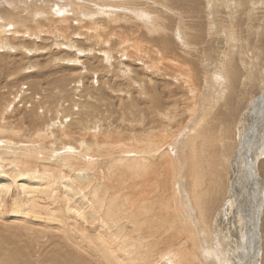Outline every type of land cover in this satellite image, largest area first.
Returning a JSON list of instances; mask_svg holds the SVG:
<instances>
[{"label":"rangeland","instance_id":"374dc122","mask_svg":"<svg viewBox=\"0 0 264 264\" xmlns=\"http://www.w3.org/2000/svg\"><path fill=\"white\" fill-rule=\"evenodd\" d=\"M145 1L147 0H0V19L2 20L0 21V42L4 40L9 41L8 43L10 45L17 47L15 50L9 52L6 50L0 51V150L5 147L9 148L11 151H16L24 155V158L21 157L19 158L20 160L18 159V163L7 161L6 163L1 164L2 167L0 166V179L5 180L8 178L10 180L11 178L9 181L11 183H9L10 185L6 187V189L0 187V213L3 216L0 218V256L5 255L8 257H13L15 250L22 254L21 250L23 248L20 250V248L15 247V244L20 247L24 244L26 247L25 251L23 250V252H26V257L27 253H30L35 249L34 251L36 253V257L33 256L31 259L35 264H38L42 253L41 251H43V253L44 251L45 253H48L51 249L55 250L59 247H63V245L66 243L69 244V239L71 238V240L75 239V242H71L70 244L72 247L79 250L83 248L85 250L82 255V259H84V261L87 260L85 261V264L92 263L93 257H96V264H99L102 258L94 249V247H92V245L95 246L93 244L95 237H97L99 234L101 235V232L105 231V234L110 241V243H108L109 245L105 244L108 250L113 251L118 258L117 247L120 246V249L124 250V248H127L126 243L129 242L130 246H135L137 251V254L134 252V259L141 264H168L164 256H167V254L170 252V249H178L182 251V254L180 255L181 257L179 258L180 263L178 264H264V177H262L261 169H259L261 166L260 163H264V85L263 87L259 86L264 83V0H215V2L214 0H157L156 7L150 8V11L153 15L157 16L156 19H158V21L163 22H160L161 24L158 23L155 18L148 20L142 18L141 20V17L136 18V16L133 14V12L136 10L139 11L141 9H145V4L148 3ZM230 3L233 4L230 5ZM246 6L248 8L246 9L248 12L245 10ZM57 8L62 9L61 15L63 14V16H55L53 14V9L56 10ZM243 9L248 15L243 13ZM111 10L114 11L115 14L111 12ZM166 10H170L171 12ZM32 11L33 14L35 12L34 15L32 14ZM198 11L201 14L197 13ZM40 14L43 16V18ZM91 14H93V16H95L94 14L97 15L95 17H91ZM131 14L135 17V22L133 21L134 23L132 26L128 19L129 16L133 17ZM216 14L220 18H218ZM10 15H20L21 17H17V19H23L26 22L24 21L23 24H18V28L14 27V23L9 18ZM37 15H39V17ZM86 17H88V20ZM64 18L67 21L64 24L65 27H68L67 36L76 43L78 46L77 49L80 50L81 48L85 51L84 53L76 55V47L74 50H72L73 48L61 46L63 43H65V41L61 39H56V42L61 43L60 46H53L55 40L53 36L51 34L49 35L42 32L43 28H45L44 30H47V32L52 28L50 24L53 23L51 21L56 22L57 20ZM114 18L117 19V21H115ZM239 18H243V20L245 19L246 21H242V19ZM149 20H152V22L155 20V23L157 22V24L161 26H165L164 24H166L171 30L174 29L173 34H171L168 39V41L170 38L173 39L172 41L170 40L174 43L173 47L178 44L180 45L183 40L185 41L183 42L184 44H182L183 49L185 48V51H188V53L186 52L187 56L185 59H183L184 55L180 54V51L182 52L180 49L178 50V53L175 54V56L171 54L172 58L170 59L172 61L177 58V60H174L176 63H181L182 61H185L186 64L189 63L188 65L193 70V73L196 75V77H198L199 74H201V76H206L203 78L208 77L206 80L208 84H211L209 81H212V78L216 74L215 71L223 68L224 73L222 76V84L227 86L224 99L217 105L215 109L216 114L210 119H213V121H210L209 125H211L212 122L214 125L205 132L206 136L204 141L207 147V154L215 155L213 158H217L220 155L222 156V160L223 157H227L226 159H228L227 154H229L227 163L228 168L226 167V171L228 173L226 172L227 174L225 181V170L223 171L225 184L223 183V185L219 187H213V192L217 194V198L214 199L213 202H209V205L211 206L208 208V214H206V217L208 216L207 223L209 225V229L206 232L207 239H205L202 235L201 237L199 235L198 241L201 243L198 245V249L190 247L188 244L189 241H186L187 234L181 238L180 235L185 232L184 230H176L172 233L165 232V234H156V230L160 233V228L158 225H156V223L147 221L148 224L143 223L144 226H142V223H139L140 218L138 219V217L132 216V214H136L138 210L133 211L132 205H130L129 208L128 205H125L128 200L133 199L137 202L138 206L145 208L146 213L153 214L155 210L150 212H147V210L150 209L154 203L156 206V201L158 200L160 193V188L156 186L153 178H146L141 179L140 181L135 180L133 182L124 183L122 182L121 171H119L120 168L114 163L113 155L115 153H105L104 151H98V156H92L90 153H88V151L82 152L80 149H71L72 147L70 143L72 141L65 140L67 143L61 145L60 141L57 140V133V135L54 134L56 136L55 139L57 142H53V139L49 138L42 139L36 137L34 135V131L45 129L48 122V116L45 117V115H40L41 118L36 117V115L29 116V105H26L25 108L23 106V101L27 99V97H34V102L37 101V97L42 98V102L48 101L49 97H53L52 102L58 101L59 104L62 103L63 106L69 107L70 98L72 97V92L75 88L77 89V93H80L79 95L84 96L85 93H88V95L92 97L91 103L94 107V110L97 106H99V109L103 104L109 106V108H106V112H108L111 108V111L107 114L110 125H112L111 128L117 129L121 132L124 131L123 137L133 140V131L130 132V130H134L135 134L139 135L141 134V130H143L144 127H150L151 129L152 127H159L161 121L164 122L161 119V115L159 116L154 111L153 105L160 103L161 106L157 105V108L160 109L161 107L163 110L156 111L162 112L165 111V108L167 107L172 108L173 104L178 102V105L173 107H179L178 115H180L177 117L178 119H175V122H172L177 124L178 129L181 126V123L184 122L182 121L184 120V117L181 119L183 115L182 111H184L187 103L189 104V98L191 97V94L189 92H183L182 90L179 91L180 88L185 90L184 85L180 81H177L174 78L171 80L168 77L162 76L160 74L161 70L159 69L161 67L157 63L155 64H157L156 66H159V68L157 67V69H155L156 67H152V69H147V63L145 62L149 61L147 57L150 53H153L149 48V45L152 43L155 45L156 49L159 47L157 44L158 40H153L156 38V36H158L157 33L154 32L155 34H151V32H145V28L149 26L148 23H151ZM144 23L148 26L144 25ZM235 23L239 25L237 26ZM36 24L39 25V28L37 29H41L42 33L39 34L38 38L28 36L30 33H26V31L34 29L37 26ZM226 24H228V27ZM230 24L233 27H230ZM211 25L213 26L212 30ZM9 26L12 27L10 28ZM41 26H43V28ZM94 26L97 28V32H101V36H104V45L102 44V46L105 49L102 46L101 47L103 50L99 49L100 47L95 46L94 51L89 53L87 52L88 47L93 46V43H95L94 41L91 42L88 40L90 29L94 28ZM134 26L137 28L140 26V38L134 37L133 32H135V29H137ZM167 26H165L167 31H164L165 34L168 33ZM191 26L196 27L197 29L194 28V31H197L194 32L193 29H191L193 28ZM207 26H209L208 29ZM148 28L151 27L149 26ZM232 28L233 31L235 30L237 33L234 37V40H232L229 34ZM213 29L215 30V33L219 32L218 35L215 34L216 36H212V34H210ZM218 29H222V31H218ZM223 30L226 32H223ZM179 31L185 32L186 35L181 33L182 35L180 40L176 42L174 37L176 32L179 33ZM200 31H202L201 33L204 35L200 34ZM77 32L80 34H85L88 39L85 38L84 35L75 36V33ZM109 32L112 33L110 34ZM207 33L209 35H207ZM189 34H191V36L193 35V39L195 41L197 40L196 42L200 44L197 46L198 50L194 49L192 44L193 39ZM2 35H4V37ZM149 36L150 38H148ZM113 38H115V40ZM159 39L161 38L159 37ZM190 39H192L191 42ZM231 40L233 41V44ZM188 44L192 45H189L188 48ZM133 45H135L136 49L139 50V53L141 54L140 59L142 60L133 61V57H129L128 53L133 54L132 49L129 47H132ZM18 46H22L25 49H22ZM35 47L38 48V51H33L31 53V50ZM45 48L46 50H43ZM107 49H110L112 54L108 53L106 51ZM145 50L146 52H144ZM148 50H150V52H147ZM98 51L100 52L98 53ZM104 51L105 54L108 53V58L110 57L109 61H107L105 55L103 54ZM155 52L158 53V50H155ZM74 53L77 57L74 55ZM120 54H124V56H121ZM73 55L76 58L72 57ZM150 55L154 56L155 54L153 53ZM151 58H155V56ZM157 58H161V56L156 57V59ZM79 60L82 63L79 62ZM157 60L161 62L160 59ZM111 61L113 63H111ZM110 63L115 65L112 67V65H109ZM122 65L124 66L122 67ZM124 67L125 69H129V71L132 73L129 75H124L122 73ZM259 74L262 76V78H260ZM210 75H212V77H210ZM201 76L199 77V85L201 86L200 90L205 92V82ZM216 77L217 75L213 79ZM254 78L257 82L254 80ZM257 78H260L261 80H258ZM116 80L118 82H116ZM78 81L81 84H78ZM139 81H145L142 88L140 86L141 82ZM126 89L131 90L127 92ZM20 90H23L25 94L19 98L15 97L12 99L13 95L18 93ZM209 93H213V87L209 89ZM128 94L131 95L130 100H128ZM126 95L128 98L125 97ZM188 96L189 98L187 102L186 97ZM157 99H159V101ZM202 99L197 100V106L195 107V113L199 119H201L203 116L201 115V110L203 108ZM150 100L156 101L152 104ZM131 103H133L136 109H132L131 107L126 108V105L130 106L132 105ZM144 104L145 106H142ZM229 104L234 108L233 113L230 111ZM117 105H123L127 110L133 112L132 116H134V119L126 117L122 118L120 116L121 111L116 107ZM5 108L8 110H5ZM98 109L94 112L95 115L98 113ZM100 109L102 110V108ZM137 109L141 113L143 111L149 112L150 110V113H146L147 116L144 119L142 126L141 124L136 123L138 120V115L135 114L138 111L136 113L135 111ZM24 111L26 112L24 113ZM227 111L229 112L230 116L234 115L235 118L232 117L229 120L227 117H225ZM2 113L5 115L2 116L3 120H1ZM32 113H37V110L33 109ZM184 114L186 115V112ZM49 117L53 118L52 115H49ZM192 120H195V118L191 117L183 129L184 131L181 130L179 132L181 135L178 134L180 137L178 140L181 142L179 150L183 145L182 142H184L188 136L192 137L193 134H195L194 131L186 133V130L191 125L190 122ZM226 123H228V125ZM58 124L59 123H57L56 126ZM104 127H106V124H104ZM77 137V134L73 135V139H77ZM188 139L186 141H188L189 144ZM224 141L232 143V146L227 150L229 152H225L223 155L221 153L223 150L221 147L224 145ZM65 145L69 146L64 148ZM168 147L171 148L172 146L169 145ZM212 150H216L214 151L215 153L211 152ZM218 150L220 152H218ZM50 152L52 153V159L56 158L55 161L59 163H64L67 159L71 160L74 162V168L76 166L78 168L79 166L86 168L93 164H100V168L96 167V169L99 170L98 172L103 173L106 179H109V184L112 183V185H116V188L114 187V189H112L113 193L118 194V190L120 193L117 208L118 215L122 218L120 222L123 229H116V235H118L119 238L111 237V235H109L110 232H112L111 229L108 230L105 225L101 224V221L94 220L96 217L92 219L94 221L87 219L90 218L88 210L93 208L89 204L90 196L88 195V190H85L84 192H78V194H80L75 197V194L70 192V190L64 186L60 177L63 175H68V173L64 174L67 172V162L64 163L65 166L61 164L63 171L59 173L58 168L52 170L44 167L46 162H43V160L46 159L47 154ZM191 152L193 153L192 150ZM102 155L105 156L99 157ZM125 158H127L125 160L129 161L131 159L135 161H142V155L133 152L126 154ZM91 159L93 160L91 161ZM71 161L69 162L70 164ZM191 161L192 160L189 159V157L183 160L185 168H179L178 165L175 166L174 175H176V188L173 187V189H170L167 194L169 199L179 197L182 203V206L180 207L181 213L187 212V214H189L187 207L189 205L193 206L192 196L189 192L191 184ZM17 167L22 169L17 170ZM209 167L210 166L208 165V170H210ZM31 168L38 169V173H34V176L32 177L29 175V173L26 174L28 172L27 170H30ZM110 168L112 173L109 177H107L106 171ZM17 171H21L23 174L21 176H17ZM213 171L218 172L215 166H213ZM12 172H15V174ZM91 173L94 174V172ZM52 174H54L56 177L54 182L53 179L50 178H53ZM112 174L115 179L111 176ZM10 175H12V177ZM48 178H50L51 182L47 180ZM111 180H113L114 183ZM95 182V178L92 177L88 185L91 186ZM143 185H145L144 189L147 190V194L142 197L141 193ZM124 189H128V191L132 190L133 195L128 197L123 196L126 194V190ZM45 191L46 194L44 193ZM109 193L112 194L111 192ZM28 200L30 202H35L42 207H48L49 210H60V213L63 216L61 224L57 223L58 220L55 223L59 227H57L54 222H51V218H46V222L43 221V228L45 227L44 229L38 227L36 224V226L33 224L32 227H34L35 230L38 229V232L42 231V237H37L38 240L40 239L39 241H37L35 238V243L32 241L33 239L31 238V234H29V232V239H26L25 237L22 238L20 235L22 239L18 240L17 237L12 234V231L17 229L15 226L17 223H14L15 221H11L12 218H8V216L11 214H15L16 210L13 209V206L16 202L23 204L28 202ZM229 202L231 205L228 206L227 204ZM67 204L70 206V208L67 207ZM80 206H83V209L81 208L82 210L80 209ZM84 208L88 210L86 211ZM94 209L98 211L96 205L94 206ZM93 212L94 210L91 213ZM40 216L42 215H39V217ZM30 218H32L30 220L33 221V216ZM184 221L185 224L188 225L190 223L189 217L185 218ZM134 222L137 223L133 225ZM7 224L9 226H13H6ZM46 226H48V229ZM102 226H105V229ZM52 228H54V231ZM102 229L104 230L102 231ZM20 230L21 233H23V229L20 228ZM71 230L73 231L71 232ZM121 230L123 232H121ZM63 231L65 233H63ZM143 231L146 232L144 233ZM161 237L163 239H161ZM45 238L47 239L45 240ZM202 238L206 242H204ZM23 239L26 240L24 241ZM159 239L161 241H159ZM55 245H59V247H56ZM100 247L103 246L100 245ZM30 248L33 249L31 250ZM58 251L59 249L56 250V252ZM104 251L105 248L103 249V252ZM121 254L128 256L127 253ZM72 255L74 257V254ZM52 256L56 257L55 255ZM78 256L80 257V255H77L76 258H78ZM19 259H21V257H19L18 260ZM136 261L133 262L130 259H124V264H136ZM213 261L215 263H212Z\"/></svg>","mask_w":264,"mask_h":264},{"label":"bare ground","instance_id":"6f19581e","mask_svg":"<svg viewBox=\"0 0 264 264\" xmlns=\"http://www.w3.org/2000/svg\"><path fill=\"white\" fill-rule=\"evenodd\" d=\"M220 1V0H219ZM218 1V2H219ZM145 2H148L145 4V9H141V10H136L133 12V14L136 16V18L138 17H141V20L142 18L148 20V19H156L157 16L153 15L150 11V8L152 7H156V2L157 0H147ZM161 2V1H160ZM215 2V0H214ZM206 3V2H205ZM208 3V2H207ZM221 3V2H220ZM149 4V5H147ZM164 4V3H163ZM233 4V3H230V5ZM108 5V4H106ZM114 5V4H113ZM112 5V7H113ZM136 5V4H135ZM151 5V7H150ZM163 6V5H162ZM161 6V8H162ZM234 6V5H233ZM248 6V4H247ZM246 6L245 10L248 9ZM170 7V6H169ZM215 7V6H214ZM219 7V6H218ZM232 7V6H231ZM230 7V8H231ZM127 8V7H126ZM139 8V7H138ZM158 8V6H157ZM98 9V8H97ZM103 9V8H102ZM106 9V8H105ZM170 9V8H169ZM205 9V8H204ZM229 9V8H228ZM232 9V8H231ZM32 10V9H31ZM30 10V11H31ZM46 10V9H45ZM61 10L62 9H59L57 8L56 10L53 9V14L56 16H60L61 15ZM117 10V9H115ZM207 10V9H206ZM237 10V9H236ZM244 10V9H243ZM242 10V11H243ZM243 11V13H246L248 12L246 10ZM3 11V9H2ZM51 11V9H50ZM102 11V10H100ZM108 11V10H107ZM106 11V12H107ZM163 11V10H162ZM166 11H170V10H166ZM174 11V10H173ZM228 11V10H227ZM233 11V10H232ZM231 11V12H232ZM26 12V11H25ZM42 12V11H41ZM111 12L114 13V11L111 10ZM154 12H155V9H154ZM171 12V11H170ZM213 12V11H212ZM219 12V11H218ZM234 12V11H233ZM232 12V13H233ZM7 13V12H6ZM97 13V12H96ZM103 14H105L104 12H102ZM163 13V12H162ZM165 13V12H164ZM174 13V12H172ZM197 13H200L199 11ZM221 13V12H220ZM226 13V12H225ZM241 13V11H240ZM8 14V13H7ZM32 14H33V11H32ZM35 14V12H34ZM33 14V15H34ZM98 14V13H97ZM97 14H94L95 16ZM109 14V13H108ZM111 14V13H110ZM115 14V13H114ZM113 14V15H114ZM130 14V13H129ZM201 14V13H200ZM223 14V13H222ZM247 14V13H246ZM41 15V14H40ZM132 15V14H131ZM229 15V14H228ZM237 15V14H236ZM242 15V14H241ZM248 15V14H247ZM39 17V15H37ZM42 16V15H41ZM63 16V14L61 15ZM93 16V14H91V17H95ZM99 16V15H98ZM102 16V15H101ZM111 16V15H110ZM123 16V15H122ZM129 16V15H128ZM133 16V15H132ZM212 16V15H211ZM217 16V14H216ZM226 16V15H225ZM240 16V14H239ZM246 16V15H245ZM7 17V16H6ZM17 17H21L20 15L18 16H14V15H10L9 18L12 20V22L14 23V27H19L18 24H23L25 20L23 19H17ZM100 17V16H99ZM108 17V16H107ZM112 17V16H111ZM111 17H110V20H111ZM126 17V16H125ZM180 17V16H178ZM218 17V16H217ZM242 17V16H241ZM43 18V16H42ZM45 18V17H44ZM63 18V17H62ZM87 20H88V17H86ZM117 18H118V15H117ZM120 18V17H119ZM128 18V17H126ZM159 18V17H158ZM181 18V17H180ZM191 18V17H190ZM212 18V17H211ZM220 18V17H218ZM244 18V17H243ZM243 18H239V19H242ZM50 19V18H49ZM54 19V18H52ZM95 19V18H94ZM93 19V20H94ZM99 19V18H98ZM97 19V20H98ZM115 19V18H114ZM129 23L131 24V26L133 25V23L135 22V17H130L129 16ZM164 19V18H163ZM210 19V18H209ZM223 19V18H222ZM225 19V17H224ZM229 19V18H228ZM237 19V18H236ZM9 20V19H8ZM34 20V19H33ZM158 21V19H156ZM160 20V19H159ZM166 20V19H165ZM227 20V19H226ZM0 21H2L0 19ZM40 21V20H38ZM47 21V20H46ZM91 21H92V18H91ZM115 21H117V19H115ZM121 21V20H120ZM119 21V22H120ZM134 21V22H133ZM144 21V20H143ZM142 21V22H143ZM150 21V20H149ZM200 21V20H199ZM219 21V20H218ZM233 21V20H232ZM240 21V20H239ZM246 21V20H245ZM26 22V21H25ZM45 22V21H44ZM53 24H50L51 25V29L45 31L43 28V26H41L43 29H42V32H44L45 34H51L53 36V38L55 39L54 40V45L53 46H60L61 43L59 42H56V39H61V40H64L65 43H63L61 46H65V47H68V48H73L72 50H74V48L76 47V55L77 54H80V53H84L85 51L82 50L80 48H78V46L76 45V43L70 38L67 36V32H68V27H65L64 24L67 22L64 19H59L57 20L56 22H53L51 21ZM124 22V21H123ZM151 23L149 24L148 22V25L151 27V28H148L149 26L146 25L144 23V25L148 26L147 28H145V32L146 33H149L151 32V34H155L157 33V35L161 38L159 39L158 36H156V38H154L153 40H158V46L157 49L155 48V45L151 43L150 41V45H149V48L152 50V52L155 54V58H151V57H154L153 55H150V54H153V53H150L149 56L147 57L149 59L148 62H145L147 63V69H152V67H156L155 69H157V67L159 68V66L162 68H159L161 70L160 74L164 77H168L169 79H175L177 81H180L184 87H185V90H183L182 88L179 89V91H183V92H189L191 94V97L189 98L186 97V100L188 102V98H189V104L187 103L186 107L184 108V111H182L183 115L181 117V119L183 118L184 121L183 123H181V126L177 129V124L176 123H172V122H175V119H178L177 117L180 115H178V112H179V107H173V106H176L178 105L177 103H174L172 108L170 107H167L165 108V111H162V112H157L156 110H163L161 109H158L157 108V105H160L159 104H156V105H153L154 107V111L160 116L161 115V119L164 121L160 123V126L159 127H152L150 129V127H144L143 130H141V134L139 135H136L134 130H130V132L133 131V140L131 139H126L124 138V131L121 132L117 129H112L110 125V121L108 119V116L107 114L111 111V108L108 112H106V108H109V106H106L105 104H103L100 108H102V110L97 106L96 109L94 110V107L92 106V103H91V100H92V97L90 95H88V93H85L84 96L82 95H79L80 93H77V89L74 88V91L72 92L73 95L72 97L70 98V106L67 107V106H63L62 103L59 104L58 101L56 102H52V98L53 97H49L48 101H45V102H42V98L40 97H37L36 98V102H34V97L30 98V97H27V99H25L23 102V106L25 108L26 105H29V113L28 115L29 116H34L36 115V117L38 118H41L40 115H45V117L48 116V122H47V125L45 127L44 130H35L34 131V135L38 138H49V139H53V142H57L60 141V144L63 145L64 143H67L65 142V140H70L72 141L70 144H71V149H80L82 152H85V151H88V153H90L92 156L93 155H97L99 154L98 151H104L105 153H115L113 156H114V163L117 167L120 168L119 171H121V178H122V182L124 183H127V182H133V181H140L141 179H146V178H153L156 186H158L160 188V193H159V196H158V200L156 201V206H155V203L153 206H151L150 209L147 210V212H150V211H154L155 212L153 214H148L146 213L145 211V208L142 207V206H138L137 205V202L133 199L131 200H128L126 202L125 205H128V208L130 205H132L133 207V211L134 210H138V212L136 214H132V216L134 217H138V219L140 218V222L139 223H142L141 225L144 226L143 223H146L148 224L147 221H150L151 223H156V225L159 226L160 228V233L159 231L156 230V234H165V232H169V233H172L174 231H178V230H184L185 232L183 234H181V238L182 236H186L187 234V240L186 241H189V245L190 247L192 248H196L198 249V245H200L199 243V235L201 237V235L207 239V235H206V232L207 230L209 229V225L207 223V220H208V216L206 217V214H208V208L211 206L209 205V202H213L214 199L217 198V194L215 192H213V187H219L221 185H223L224 183V177H223V171L225 170V181H226V174L228 173L226 171V167L228 168L227 166V163H228V159H229V154L228 155V159H226L225 157H223V160H222V156H218L217 158H213V156L215 155H211V154H207V147L205 145V141H204V138L206 136L205 132L211 128V126L214 125V123L212 122L211 125H209V122L210 121H213L210 120L212 118V116H214L216 114V107L217 105L224 99V94L227 90V86L222 84V76H223V68H221L220 70L218 71H215L216 74L215 76L217 75V77L215 79L212 78V81H209V83L211 84H208L207 83V78H203V77H206V76H201V74H199L198 77H196V75L193 73V70L189 67V63L186 64L185 61H179L181 63H176L174 60H177L174 59L173 61L170 59L172 58V55L175 56L176 53H178V50H182V52L180 51V54L181 55H184L183 56V59H185V57L187 56V53L188 51H185V48L183 49V42H185L184 40L180 43V45H176L175 47H173V42H171L173 39L170 38V40L168 41L169 37L171 34H173L174 32V29H170L168 28V26L166 24H164L165 26H167V30H168V33L165 34L164 31H166V28L165 26H161L159 24H157V22L155 23V20L154 22H152V20L150 21ZM162 21H158V23H160ZM234 22V21H233ZM232 22V23H233ZM238 22V21H236ZM1 23H4V22H1ZM8 23V22H7ZM57 23V24H55ZM92 23V22H91ZM163 23V22H162ZM191 23V22H190ZM225 23V22H224ZM230 23V22H229ZM9 24V23H8ZM89 24V22H88ZM95 24V23H94ZM111 24H114V23H111ZM118 24V23H117ZM115 24V25H117ZM122 24V23H121ZM124 24V23H123ZM161 24V23H160ZM237 25V23H235ZM234 24V25H235ZM37 25V24H36ZM41 25V24H40ZM46 25H47V22H46ZM104 25V24H103ZM107 25V24H106ZM109 25V23H108ZM120 25V23H119ZM188 25V24H187ZM192 25V24H191ZM194 25V24H193ZM225 25V24H224ZM227 27H228V24H226ZM231 25V24H230ZM229 25V26H230ZM239 25V24H238ZM237 25V26H238ZM98 26V25H96ZM212 26V25H211ZM222 26V25H220ZM10 27V26H9ZM12 27V26H11ZM10 27V28H11ZM24 27V26H23ZM87 27V26H86ZM101 27V25H100ZM124 27V26H123ZM135 28H137L136 26H134ZM187 27V26H186ZM193 27V26H191ZM209 26H207V29H208ZM223 27V26H222ZM227 27H224V28H227ZM230 27H233L232 25ZM241 27V26H240ZM2 28V27H1ZM39 28V25H37L34 29L30 30V31H26V33H30L28 36H31V37H34V38H38L39 34H41V29H37ZM64 28V29H63ZM127 28V27H126ZM125 28V29H126ZM194 28L196 27H193L191 29H193V31L195 30ZM213 26L211 27V30H212ZM217 28V27H216ZM238 28V27H237ZM245 28V27H244ZM242 28V29H244ZM36 29V30H35ZM48 29V28H47ZM61 29V30H60ZM99 29V28H98ZM129 29V28H128ZM197 29V28H196ZM200 29V28H199ZM236 29V28H235ZM100 30V29H99ZM106 30V29H105ZM108 30V28H107ZM111 30V29H110ZM142 30V29H141ZM202 30V29H201ZM204 30V29H203ZM237 30V29H236ZM241 30V29H240ZM80 31V29H79ZM104 31V30H103ZM117 31V30H116ZM182 31V30H181ZM184 31V30H183ZM197 31V30H196ZM194 31V32H196ZM208 31V30H207ZM218 31H222V29H218ZM107 32V31H106ZM113 32V31H112ZM111 32V33H112ZM120 32V31H119ZM142 32V31H141ZM155 32V33H154ZM167 32V31H166ZM199 32V31H198ZM202 31H200V34H203L201 33ZM203 32H206V31H203ZM223 32H226L223 30ZM240 32V31H238ZM242 32V31H241ZM110 33V32H109ZM110 33V34H111ZM117 33V32H116ZM115 33V34H116ZM170 33V34H169ZM181 33H184L186 35L185 32H176L175 34V39H176V42L180 40L181 38ZM219 32L215 33V30L213 29L212 32H210V34H212V36H216L218 35ZM5 34V33H4ZM17 34V33H16ZM44 34V35H45ZM89 39L87 38V36L85 34H80L79 32L75 33V36H80V35H84L85 38H87L89 41H94L95 43H93V46H90L88 47V50L87 52H93L94 51V47H100L99 49H102V44L104 45V36H101L102 33H98L97 32V28H92L90 29V32H89ZM107 34V33H106ZM134 34V37H139L140 36V26L135 29V32H133ZM144 34V33H143ZM188 34V32H187ZM194 34V33H192ZM216 34V35H215ZM230 34V37L232 38V40H234V37L235 35L237 34L235 32V30L233 31V28L231 29V31L229 32ZM244 34V33H243ZM6 35V34H5ZM121 35V33H120ZM191 36V34H189ZM195 35V34H194ZM197 35V34H196ZM204 35V34H203ZM207 35H209L207 33ZM245 35V34H244ZM4 37V35H2ZM7 36V35H6ZM112 36V35H111ZM148 36V35H146ZM151 36V35H150ZM150 36L148 38H150ZM188 36V35H187ZM189 36V37H190ZM193 36V35H192ZM191 36V37H192ZM200 36V35H199ZM211 36V35H210ZM229 36V35H228ZM108 37V36H107ZM114 37V36H113ZM183 37V36H182ZM190 37V38H191ZM196 37V36H195ZM106 38V37H105ZM109 38V37H108ZM111 38V37H110ZM120 38V37H119ZM140 38V37H139ZM143 38V37H142ZM153 38V37H152ZM5 39V38H4ZM107 39V38H106ZM115 40V38H113ZM183 39V38H182ZM193 39V37H192ZM190 39V42L191 40ZM196 39V38H195ZM7 40V39H6ZM118 40V39H117ZM122 40V38H121ZM120 40V41H121ZM231 40V41H232ZM119 41V42H120ZM197 41V40H196ZM194 39H193V47L194 49L198 50L197 46L200 45L196 42ZM9 41H1L0 42V51H12V50H15L17 47H14L12 45H10L8 43ZM109 43V42H108ZM128 43V42H127ZM143 43V42H142ZM183 43V44H182ZM188 43V42H187ZM185 43V44H187ZM124 44V43H123ZM192 44H188L187 47L189 45H192ZM232 44H233V41H232ZM118 45V44H116ZM121 45V44H120ZM130 45V44H129ZM147 45V46H148ZM154 45V46H153ZM212 45V44H211ZM225 45V44H224ZM74 46V47H73ZM102 46V47H101ZM128 46V45H127ZM185 46V45H184ZM18 47H21L22 49H25L24 47L22 46H18ZM192 47V48H193ZM87 48V47H86ZM104 48V47H103ZM125 48V47H124ZM127 48V47H126ZM130 49H132V52L133 54H129V57H133V61H139V60H142L140 59L141 57V54L139 53V50L136 49V46L133 45L132 47H129ZM143 48V47H142ZM189 48V47H188ZM98 49V50H99ZM105 49V48H104ZM129 49V50H130ZM145 49V48H144ZM201 49V48H200ZM227 49V48H226ZM40 50V49H39ZM43 50H46L43 49ZM103 50V49H102ZM155 50H158V53L155 52ZM33 51H38V48L35 47L34 49L31 50V53ZM42 51V50H41ZM108 53L112 54L111 53V50L110 49H107L106 50ZM193 51V50H191ZM30 52V51H28ZM100 51H98L99 53ZM116 52V51H115ZM146 52V50L144 51ZM147 52H150V50H148ZM187 52V53H186ZM108 53L105 54V51L103 52V54L105 55L107 61H109V58H108ZM127 54V55H128ZM172 54V55H171ZM5 55V54H4ZM75 55V53H74ZM72 56L74 58H76L75 56ZM97 55V54H96ZM121 56H124V54H120ZM157 55H160L161 58H157V59H160L161 62H159L156 57H160V56H157ZM217 55V54H216ZM82 56V55H81ZM101 56V55H100ZM116 56V55H115ZM114 56V57H115ZM53 57V56H52ZM71 57V56H69ZM146 57V56H145ZM144 57V58H145ZM193 57V56H192ZM44 58V57H43ZM89 58V57H88ZM112 58V57H111ZM118 58V57H117ZM116 58V59H117ZM35 59V58H34ZM48 59V58H47ZM46 59V60H47ZM105 59V60H106ZM201 59V58H200ZM54 60V59H53ZM64 60V59H63ZM71 60V59H70ZM113 60V59H112ZM207 60V59H206ZM221 60V59H220ZM78 61V60H77ZM79 62H81L79 60ZM122 62V61H121ZM192 62V61H191ZM221 62V61H220ZM225 62V61H224ZM49 63V62H48ZM82 63V62H81ZM111 63H113L111 61ZM109 64V65H112V64ZM141 63V62H140ZM144 63V64H145ZM157 63L159 66H156ZM193 63V62H192ZM190 63V64H192ZM139 64V63H138ZM149 64V65H148ZM215 64V63H214ZM217 64H218V61H217ZM115 64L112 65V67L114 66ZM224 65V64H222ZM227 65V64H226ZM241 65V64H240ZM106 66V65H105ZM124 65H122L123 67ZM195 66V65H194ZM219 66V65H217ZM36 67V66H34ZM75 67V66H74ZM81 67V66H80ZM83 67V66H82ZM197 67V66H196ZM86 68V67H85ZM110 68V67H109ZM135 68V67H134ZM142 68V67H141ZM242 68V67H241ZM79 69V68H78ZM154 69V71H155ZM80 70V69H79ZM117 70V69H116ZM132 70V69H131ZM225 70V69H224ZM242 70V69H241ZM81 71V70H80ZM158 71V70H157ZM198 71V70H197ZM226 71V70H225ZM113 72V71H112ZM121 72V71H120ZM84 73V72H83ZM86 73V71H85ZM84 73V74H85ZM124 75H129L130 72L129 69H123V72H122ZM139 73V71H138ZM233 73V72H231ZM113 74V73H112ZM156 74V73H155ZM158 74V73H157ZM134 75V74H133ZM247 75V73H246ZM80 76V75H79ZM78 76V77H79ZM145 76V74H144ZM202 77L204 79V82H205V92L204 91H201V86L199 85V77ZM226 76V75H225ZM242 76V75H241ZM253 76V75H252ZM260 76V74H259ZM77 77V78H78ZM123 77V76H122ZM125 77V76H124ZM210 77H212V75H210ZM236 77V76H235ZM117 78V77H116ZM238 78V76H237ZM252 78V77H251ZM256 78V77H255ZM254 78V80H255ZM260 78H262V76H260ZM259 78V79H260ZM112 79V78H111ZM201 79V78H200ZM202 79V80H203ZM258 79V78H257ZM258 79V80H259ZM78 80V79H77ZM81 80V79H80ZM125 80V79H124ZM130 80V79H129ZM135 80V79H134ZM141 80V79H140ZM253 80V81H254ZM261 80V79H260ZM84 81V80H83ZM149 81V80H147ZM247 81V80H246ZM256 81V80H255ZM87 82V81H86ZM116 82H118L116 80ZM133 82V81H132ZM141 82L140 83V86L142 88L144 82L142 81H139ZM257 82V81H256ZM259 82V81H258ZM77 83V82H76ZM85 83V82H84ZM127 83L129 84V82L127 81ZM202 83V82H201ZM255 83V82H254ZM261 83V82H260ZM78 84H81L79 81H78ZM127 84V85H128ZM132 84V83H131ZM130 84V85H131ZM259 84V83H258ZM257 84V85H258ZM83 85V84H82ZM122 85V84H121ZM264 83L259 85L260 87H263ZM85 87V86H84ZM213 87V93H209V89ZM21 88V87H20ZM118 88V87H117ZM140 88V87H139ZM84 89V88H83ZM80 90V89H79ZM98 90V89H96ZM127 92L130 91L131 89H126ZM120 91V90H119ZM18 92V91H17ZM122 92V91H120ZM119 92V93H120ZM58 93V92H57ZM163 93V92H162ZM169 93V92H168ZM16 94V95H15ZM13 95V98L14 99L15 97L19 98L20 96H22L23 94H25V92L23 90H20L18 93H15ZM125 94V93H124ZM189 94V95H190ZM56 95V93H55ZM129 95V94H128ZM188 95V94H187ZM12 96V95H11ZM131 95H129V99L130 100V97ZM157 96V95H156ZM126 98L127 95L125 96ZM123 97V98H125ZM158 97V96H157ZM201 97V98H200ZM203 97V99H202ZM238 97V95H237ZM167 98V97H166ZM201 100L202 99V105H203V108L201 110V115H203L201 117V119H199V117L196 116V113H195V107L197 106V100L199 99ZM119 99V98H118ZM154 99V98H153ZM160 99V98H159ZM159 99H157L159 101ZM167 100V99H166ZM185 100V99H184ZM183 100V101H184ZM152 102V104L156 101V100H150ZM122 102V101H121ZM124 102V101H123ZM129 102V101H128ZM132 102V100H131ZM200 102V101H199ZM47 104V105H46ZM132 105L128 106L126 105V108L128 107H131L132 109H136V107L133 105V103H131ZM140 104V103H139ZM141 105V104H140ZM142 106H145L142 105ZM149 106V105H148ZM161 106V105H160ZM200 106V105H199ZM120 111H121V114L120 116L122 118L126 117V118H133L134 119V116L133 115V112H130L129 110H127L123 105H117L116 106ZM166 107V106H165ZM4 108V107H3ZM27 108V107H26ZM147 108V107H146ZM229 108H230V111L231 113H233V107L229 104ZM35 109L37 110V113L33 114L32 113V110ZM76 109V110H75ZM98 109V113L95 115V111ZM5 110H8L7 108H5ZM143 110V108H142ZM138 111V109L135 111V113ZM215 111V112H214ZM26 111H24L25 113ZM148 112V111H147ZM147 112H137L135 115H138V120L136 121L137 124H141V126L143 125V122H144V119L146 118V113ZM186 112V115L184 114ZM214 112V113H213ZM9 113V112H8ZM150 113V110L149 112ZM6 114V113H5ZM152 114V113H151ZM49 115H52L53 118H50ZM149 115V114H148ZM153 115V114H152ZM2 116H5L3 115V113L1 114V120H3ZM149 117V116H148ZM191 117H194L195 120H192L190 123L191 125L189 126V128L186 130V133H190V132H195V134H193L192 137H189L190 139L186 138L185 141L188 139L189 140V144H188V141H184L182 142V146L180 147V150H179V146H180V137L178 136L179 132L181 130H183L185 128V125L187 124V121H189V119ZM229 120L234 117L233 116H230L229 112L227 111L226 113V116ZM137 118V117H135ZM189 118V119H188ZM235 118V117H234ZM179 119V120H181ZM65 121V122H63ZM150 121V120H149ZM159 121V120H158ZM1 122V121H0ZM157 122V121H156ZM4 123V122H3ZM59 123L57 126L56 124ZM135 123V124H136ZM149 123V122H148ZM200 123V124H199ZM231 123V122H230ZM104 124H106V127H104ZM129 124V123H128ZM228 125V123H226ZM146 125V123H145ZM223 125V123H222ZM148 126V125H147ZM188 126V125H187ZM224 126V125H223ZM1 127V126H0ZM233 127V125H232ZM4 131V130H3ZM10 131V130H9ZM177 131V132H176ZM184 131V130H183ZM182 131V132H183ZM181 132V133H182ZM58 135H57V134ZM235 133V132H234ZM57 135V140L55 139V135ZM74 134H77V139H73V135ZM181 135V134H179ZM234 136V135H233ZM238 139V138H237ZM234 141V139H233ZM172 146L171 148H169L168 146ZM69 145H65L64 148L68 147ZM232 146V143L230 142H225L224 141V145L221 147L223 150L221 151V153H227L229 151H227L230 147ZM235 146V145H234ZM2 148V147H1ZM63 148V149H64ZM183 148H186V149H183ZM185 150V151H184ZM191 150L193 151V153L191 152ZM220 150V149H219ZM218 150V152H220ZM233 150V149H232ZM52 151V150H51ZM216 150H212L211 152H214ZM138 153V154H141L142 155V161H135V160H125L127 158H125V155L126 154H129V153ZM184 152V153H183ZM215 153V152H214ZM101 154V153H100ZM218 154V153H217ZM221 154V155H222ZM27 155V154H26ZM224 155V154H223ZM226 155V154H225ZM24 155H22L21 153L19 152H16V151H11L9 150V148H5L3 147L1 150H0V166L1 164H4L6 163L7 161H13L15 163H18V159L23 157ZM38 156V155H37ZM52 153L50 152L49 154H47V157L45 160H43V162H46V164H44V167H46L47 169H56L58 168V173L59 172H62V168H61V164H63L65 166L64 163L67 164V172H65L64 174L68 173L67 176H62L60 177V179L63 181V184L65 187H67L70 192L74 193L75 194V197L78 196V192H84L85 190H88V195L90 196V201H89V204L91 207H93L92 209L88 210V214L90 216V218H87L91 221H94V220H99L101 221V224L102 225H105L108 230L111 229L112 232H110L109 235H111V237H117L119 238L117 234V230L121 229V217L118 215V203H119V190H118V194L116 193H113V190L114 187L116 188V185H112V183H108L109 179L103 175V173H99L98 169L97 168H100V164L99 165H96V164H93V165H90L89 167H82V166H79V168L76 166L74 168V162H72L71 160L67 159L65 160L64 163H59L57 161H55L56 158L52 159ZM98 156V155H97ZM105 155H102V156H99V157H103ZM110 156V155H109ZM112 156V155H111ZM116 156V157H115ZM191 159V169H190V173H191V184H190V194L192 196V202H193V206L192 205H189L187 207L188 211H189V214L186 213H181V206H182V203H181V200L179 197H174L172 199H169L168 198V191L170 189H173L176 188V184H175V180H176V175H174L175 173V166L178 165L179 168H185V164L183 162V160H185L186 158ZM24 158V157H23ZM90 158V157H89ZM213 158V159H212ZM29 159V158H28ZM104 159V158H103ZM217 159V160H215ZM20 160V159H19ZM74 160V159H73ZM93 159H91L92 161ZM71 161V164L69 163ZM211 162V163H210ZM106 163V162H105ZM109 163V162H108ZM209 163V164H208ZM21 164V162H20ZM101 164H102V161H101ZM261 166L259 169H261V175L262 177H264V163L262 164V162L260 163ZM210 166V170H208L207 166ZM5 166V165H4ZM3 166V167H4ZM23 166V165H22ZM25 166V165H24ZM213 166H215V168L217 169L218 172H214L213 171ZM2 167V166H1ZM111 167V166H110ZM115 167V166H114ZM102 168V166H101ZM237 168V167H236ZM19 168L17 167V170ZM22 169V168H20ZM19 169V170H20ZM24 169V168H23ZM106 169V167H105ZM38 169L36 168H31L30 170H27L28 172L26 174L29 173V175L32 177L34 176L33 174L34 173H38L37 171ZM94 170V171H92ZM23 171V170H21ZM18 172L17 176H21L23 174V172ZM111 168L110 169H107L106 171V174H107V177L110 176V174L112 173L111 172ZM91 172H94V174H92ZM227 172V173H226ZM13 174H15V172H12ZM11 173V174H12ZM120 173V172H119ZM41 175V174H39ZM115 175V174H114ZM260 175V176H261ZM12 177V175H10ZM14 176V175H13ZM43 176V175H41ZM53 178L50 177L51 179H53V182L56 180V177L54 176V174H52ZM113 177V174L111 175ZM36 177V176H35ZM34 177V178H35ZM55 177V179H54ZM94 177L96 182L94 184H92L91 186H89V182L91 180V178ZM259 177V176H258ZM37 178V177H36ZM50 178H48L47 180L49 182H51ZM114 178V177H113ZM115 179V178H114ZM11 180V178H10ZM8 178L5 179V180H2L0 179V187L6 189V187H8L11 183L9 182L10 181ZM117 180V179H116ZM127 180V181H126ZM113 182V180H111ZM13 182V181H12ZM114 183V182H113ZM225 184V183H224ZM145 185L142 186V193H141V196L143 197L144 195L147 194V190L144 189ZM23 189V188H22ZM1 190V189H0ZM3 190V189H2ZM25 190V189H23ZM126 190V194L123 195L125 197H128V196H132L133 195V191L132 190H129L131 192L128 191V189H124ZM227 190V189H226ZM38 191V190H37ZM1 192V191H0ZM24 192V191H23ZM28 192V191H26ZM109 192H111L112 194H110ZM40 193V192H39ZM46 194V191L44 192ZM48 193V192H47ZM49 195V194H47ZM242 195V193H241ZM243 197V196H242ZM49 198V197H48ZM226 198V196H225ZM1 200V199H0ZM224 201V200H223ZM16 202V201H15ZM35 202H30L28 200V202H25L23 204L21 203H18L16 202L15 205L13 206V209L16 210L15 214H9L10 216H8V218H12L11 221H15L14 223H17V225L15 224L16 228L15 230L12 231V234L15 235L17 237V239H22V238H26V239H29L30 238V235L28 236V232L29 234H31V238L33 239L32 241H36L37 237H42V231L41 232H38L37 230H35L33 226V224L37 225L38 227H41L43 228L44 226V223L43 221L46 222V218H51V222H54V224L56 223H59L61 224L62 220H63V216L61 215L60 213V210L57 212L55 210H49L48 207H42L40 206L39 204H34ZM102 203V204H101ZM97 206V210L96 211L94 209V206ZM228 206L231 205V203L229 202L227 204ZM67 207L70 208V206L67 204ZM90 207V208H91ZM83 209V206H80V209ZM86 208V207H85ZM84 208V209H85ZM177 208V209H176ZM261 208V207H260ZM76 209V208H75ZM81 209V210H82ZM86 210V209H85ZM86 210V211H87ZM94 210L93 213H91L92 211ZM232 210V209H231ZM258 211V210H257ZM80 214V213H79ZM212 214V213H211ZM39 215H42L39 217ZM82 215V214H81ZM33 216V221L30 220ZM84 216V215H82ZM2 214L0 213V218H2ZM96 217V218H95ZM189 217V221L190 223L187 225L185 224V221L184 219L185 218H188ZM45 218V219H44ZM93 218H95L94 220H92ZM6 220V219H5ZM211 220V219H210ZM50 221V220H49ZM11 223V222H10ZM76 223V222H75ZM126 223V222H125ZM135 223L137 222H134L133 225H135ZM12 224V223H11ZM23 224V225H22ZM46 224V223H45ZM48 224V223H47ZM50 224V223H49ZM209 224H210V221H209ZM35 225V226H36ZM53 225V223H52ZM57 227H59L57 224H55ZM140 225V226H141ZM6 226H9L8 224ZM11 226V225H10ZM9 226V227H10ZM13 226V225H12ZM11 226V227H12ZM23 226V227H22ZM61 226V225H60ZM105 226H102L103 228ZM123 226V225H122ZM126 226V225H125ZM146 226V225H145ZM151 226V225H150ZM208 226V227H206ZM239 226V225H238ZM47 229H48V226H46ZM53 227V226H51ZM101 227V228H102ZM20 228L23 229V233H21V230ZM45 228V227H44ZM43 228V229H44ZM125 228V227H124ZM142 228V227H141ZM140 228V230H141ZM46 229V230H47ZM54 228H52L53 230ZM59 229V228H58ZM105 229V228H104ZM102 229V231L104 230ZM117 229V230H116ZM123 229V228H122ZM146 229V228H145ZM61 230V228H60ZM206 230V231H205ZM222 230V229H221ZM54 231V230H53ZM55 231H56V228H55ZM73 230H71L72 232ZM136 231V229H135ZM139 231V230H137ZM210 231V230H209ZM70 232V231H69ZM121 232H123L121 230ZM144 233L146 231H143ZM45 233V232H44ZM50 233V232H48ZM52 233H55V232H52ZM57 233V231H56ZM63 233H65L63 231ZM106 232L103 231L101 232V235L99 234L97 237H95L94 239V245H92V247H94V249L98 252V254L101 256L102 260L101 259V262L99 264H124V259H130L132 260L133 262L136 261L134 259V255L135 253L137 254V251L135 249V246H130L129 242L126 243V249L124 248V250H121L120 249V246L117 247V251H118V258L116 257V254L111 251V250H108L106 245L105 244H108L110 243L107 235L105 234ZM143 233V234H144ZM154 233V234H155ZM59 234V233H58ZM68 234V233H67ZM81 234V233H80ZM21 235V237H20ZM50 235V234H49ZM54 235V234H53ZM65 235V234H64ZM71 235V234H70ZM210 235V234H209ZM208 235V236H209ZM69 236V235H68ZM75 236V235H74ZM143 236V235H142ZM145 236V234H144ZM143 236V237H144ZM148 236V235H147ZM152 236V235H151ZM80 237V236H78ZM107 237V238H106ZM154 237V236H153ZM228 237V236H227ZM226 237V238H227ZM36 238V239H35ZM84 238V237H83ZM159 238H160V235H159ZM221 238V237H220ZM25 239V240H26ZM47 238H45L46 240ZM69 239V238H68ZM88 239V238H87ZM161 239H163L161 237ZM203 239V238H202ZM24 240V239H23ZM24 240V241H25ZM40 240V239H39ZM37 239V241H39ZM74 240V241H72ZM71 238L69 239V244L66 243L65 245H63V247H59V245H55L56 247L58 246L59 248V251L56 252L57 249H51L50 247V252L49 251V248H48V253H43V251H41V256L39 258V261H38V264H85L87 260L84 261V259H82V255L83 253L85 252V250L82 248L81 250L79 249H75L74 247H72L71 242H75V239H72ZM141 240V239H140ZM146 240V239H145ZM31 241V239H30ZM31 241V242H32ZM34 241V243H35ZM43 241V240H42ZM50 241V240H49ZM60 241V240H59ZM79 241V240H77ZM159 241H161L159 239ZM204 241V239H203ZM202 241V242H203ZM226 241V239H225ZM224 241V242H225ZM20 242V241H19ZM51 242V241H50ZM91 242V241H90ZM147 242V240H146ZM206 242V241H204ZM216 242V241H215ZM222 242V240H221ZM28 243V242H27ZM37 243V242H36ZM45 243V242H44ZM48 243V242H47ZM79 243V242H77ZM140 244V243H139ZM153 244V243H152ZM37 245V244H36ZM46 245V244H45ZM100 245H102L103 247H100ZM109 245V244H108ZM138 245V244H137ZM76 246V245H75ZM203 246V245H202ZM219 246V245H217ZM15 247L16 248H20L21 253H19L17 250H15V253H14V256L13 257H8V256H0V264H35L34 261H32L31 258H33V256L36 257V253H35V249L30 252V253H27V257L25 256V253L26 252H23V250L25 251V247L24 244L20 247V246H17L15 244ZM29 247V246H28ZM36 247V246H35ZM34 247V248H35ZM86 247V245H85ZM116 247V246H115ZM142 247V245H141ZM146 247V246H145ZM43 248V247H42ZM46 248V247H45ZM78 248V247H77ZM105 248V251L106 253L103 252V249ZM225 248V247H224ZM31 249V248H30ZM29 249V250H30ZM33 249V248H32ZM31 249V250H32ZM90 249V248H89ZM88 249V250H89ZM169 249V248H168ZM133 250V251H132ZM159 250V249H157ZM74 251V253H73ZM153 251V250H152ZM155 251V250H154ZM231 251V250H230ZM233 251V250H232ZM7 252V251H6ZM76 252V253H75ZM135 252V253H134ZM151 252V251H150ZM5 253V252H4ZM8 253V252H7ZM5 253V254H7ZM24 253V255H23ZM91 253V252H90ZM121 253H127L128 256H125V255H122ZM74 254V257L73 255ZM160 254V253H159ZM182 254V251L181 250H172L170 249V252L167 254V256H164L166 262L168 264H178L180 263L179 261V258L181 257L180 255ZM39 255V254H38ZM52 255H55L56 257H53ZM77 255H80V257ZM142 255V254H141ZM201 255V254H199ZM21 257V259L18 260V258ZM38 258V257H37ZM90 258V257H89ZM87 259V258H86ZM93 259V262L90 263V264H96V257L92 258ZM153 259V258H152ZM156 259V258H155ZM90 260V259H89ZM142 260V259H140ZM210 260V259H209ZM214 260V259H213ZM143 261V260H142ZM205 263V262H203ZM212 263H215L214 261ZM136 264H141V263H138V261H136Z\"/></svg>","mask_w":264,"mask_h":264}]
</instances>
